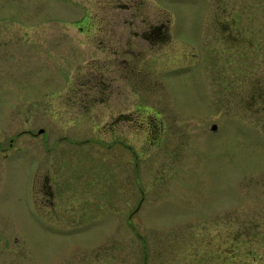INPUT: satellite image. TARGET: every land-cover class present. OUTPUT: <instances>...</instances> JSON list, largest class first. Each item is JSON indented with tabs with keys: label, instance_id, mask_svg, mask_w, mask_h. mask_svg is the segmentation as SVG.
Returning <instances> with one entry per match:
<instances>
[{
	"label": "rangeland",
	"instance_id": "rangeland-1",
	"mask_svg": "<svg viewBox=\"0 0 264 264\" xmlns=\"http://www.w3.org/2000/svg\"><path fill=\"white\" fill-rule=\"evenodd\" d=\"M0 264H264V0H0Z\"/></svg>",
	"mask_w": 264,
	"mask_h": 264
},
{
	"label": "flooded vegetation",
	"instance_id": "flooded-vegetation-1",
	"mask_svg": "<svg viewBox=\"0 0 264 264\" xmlns=\"http://www.w3.org/2000/svg\"><path fill=\"white\" fill-rule=\"evenodd\" d=\"M79 25V24H78ZM147 25V24H146ZM135 28L132 26V29ZM81 29V28H80ZM94 29H98L99 34H96L95 38H92L90 41L96 39L99 42L91 44L92 49L98 50L100 55H102L101 58H97L93 61H99L103 60L104 63L102 65L109 66L108 62L117 60L119 61L123 66L128 69V73L132 71V66L128 65L124 62V60H120L118 56L116 55L117 52L120 49H124L126 52H129L130 54L132 52H135L136 50L132 48V41L131 39L122 38L121 36L115 37V27H110L106 25H101L98 23H94ZM137 32H140L139 30H134L133 34H136ZM96 33V32H95ZM142 35L151 41H158L161 42V44L164 43V40L167 39L168 33L164 30L163 26L161 24L152 25L150 27H147L143 29V32H141ZM132 38V37H129ZM89 43V42H88ZM128 46V47H126ZM142 50L141 48H139ZM108 53H111V56H106ZM105 54V55H104ZM82 66V65H80ZM115 69V68H110ZM77 73H79L76 77V79H73V76L70 79V82L68 84V91H67V104L70 107V111L72 114H74V109H77V115L76 118H90V119H96L100 114H102L100 111L93 112L91 111L95 107H93L94 104H96V100L98 99L97 95H92L93 92H105L106 89H98L100 83H94L90 84L89 80L94 77L89 75V63H87L86 70L81 68H76ZM100 72H106V69H99ZM116 71V70H114ZM132 84V83H131ZM104 88H108L105 86ZM113 86L111 89L106 90L107 92L112 91ZM114 89V88H113ZM120 91L117 90V93ZM104 99V96L102 97ZM106 101L101 100V103L106 105V108L111 106L109 103H105ZM108 106V107H107ZM115 109V110H114ZM80 110V111H79ZM132 111L128 114L123 111H118L116 108H113L108 111L107 118L103 119V126L106 127L105 130L108 131V133H111L112 135H118L120 133L123 134V132L117 131L116 125L120 126L121 121H131L132 122ZM106 125V126H105ZM36 134L37 132H33ZM40 187V182H39ZM46 194L49 195L50 198H52L54 194L53 185L50 181V178H46V182L44 183V186H42Z\"/></svg>",
	"mask_w": 264,
	"mask_h": 264
},
{
	"label": "water",
	"instance_id": "water-1",
	"mask_svg": "<svg viewBox=\"0 0 264 264\" xmlns=\"http://www.w3.org/2000/svg\"><path fill=\"white\" fill-rule=\"evenodd\" d=\"M216 127H217V124H216V123H214V124H213V128H216Z\"/></svg>",
	"mask_w": 264,
	"mask_h": 264
}]
</instances>
